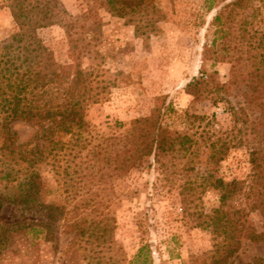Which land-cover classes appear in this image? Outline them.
I'll list each match as a JSON object with an SVG mask.
<instances>
[{"label": "rangeland", "instance_id": "rangeland-1", "mask_svg": "<svg viewBox=\"0 0 264 264\" xmlns=\"http://www.w3.org/2000/svg\"><path fill=\"white\" fill-rule=\"evenodd\" d=\"M11 1L0 0L2 41H9L19 30ZM231 1L152 0L147 11L128 15L112 12L104 0L42 1L54 21L37 27L36 35L57 63L88 73L99 100L84 107L89 123V131L83 134L86 146L70 143L59 150L56 160L40 166L39 201L63 213L53 224L51 237L46 238L37 224L35 231L27 233L15 224L39 223L43 216L4 203L0 233L7 238L0 242V264H95L96 257L113 264H134L135 254L145 244L153 264L209 263L219 237L211 226L199 224L195 213H210L219 201L217 190L203 189L201 182L210 173L225 181L248 180L251 135L243 119L234 114L240 101L234 91L221 94L223 98L216 102L209 95L193 100L184 86L201 68L226 81L238 57L242 58L238 65L248 68V56L264 54V0H245V8L230 11L225 5ZM30 2L37 1L24 4ZM219 11L224 14L215 23ZM160 95L175 107L172 131L191 135L198 142L193 147L200 144L201 150L211 140L225 139L229 144L225 158L208 165L204 157L190 162L189 153H177L162 164L151 160V165L142 163L122 176L90 168L95 147L107 144L114 149L112 138L125 133L133 118L154 112ZM10 126L18 142L27 141L34 130L23 121ZM4 185L0 182V193L8 191ZM9 191L15 192V187ZM184 195L191 198L186 213L181 208ZM225 206L246 208L249 222L264 232V218L259 211L249 210L242 194L229 198ZM93 216H107L111 223L108 240L97 247L98 253L91 237L78 239L74 230L64 231L63 218ZM255 256L264 257V240L242 239L232 264H245Z\"/></svg>", "mask_w": 264, "mask_h": 264}, {"label": "trees", "instance_id": "trees-1", "mask_svg": "<svg viewBox=\"0 0 264 264\" xmlns=\"http://www.w3.org/2000/svg\"><path fill=\"white\" fill-rule=\"evenodd\" d=\"M24 1L37 2H30L32 4L28 6ZM42 1L58 0H12L9 6L19 30L9 41L0 40V182H4L8 190L0 193V210L4 203H12L32 215L43 216L45 220L39 223L15 224L26 228V233L35 231L37 224L45 230L48 238L52 235L53 224L63 213H57L59 208L52 205L44 207L39 201L40 166L49 159L56 160L59 150L67 148L70 143L81 148L86 146L88 140L83 134L89 131V123L84 107L98 102L99 94L91 89L87 72L80 68L70 71V66L57 63L36 35L37 27L54 21L53 13H49ZM104 1L109 10L119 15L141 13L153 6L152 0ZM246 4L245 0H233L225 7H231V11L245 8ZM223 14L219 11L214 16L215 23H220ZM240 59L238 57L231 65L230 77L226 81L218 80L215 71L201 68L199 74L184 86L193 100L209 95L216 102L223 98L221 94L227 96L234 91L240 97L234 114L243 119L251 135L248 180L225 181L210 173L201 182L203 189L207 186L217 190L219 201L210 213H195L199 224L211 226L219 237L213 243L208 264H232L242 239L264 240V232L249 222L246 208L228 209L225 206L229 198L242 194L249 210L259 211L264 218V54L248 56V68L238 65ZM157 100L154 112L133 118L125 133L112 138L116 139L114 149L107 144L95 147L90 168L98 167L99 171L105 168L122 176L142 163L151 165V160L162 164L165 158L177 153H189L190 162L204 157L208 165L225 158L229 149L225 139L211 140L202 150L200 144L194 148L198 142L191 135H180L170 129V119L175 113L172 102L166 101V95L158 96ZM14 121L26 122L34 129L27 141L18 142L19 136L10 126ZM68 135L69 139L64 140ZM208 179L211 181L207 184ZM189 186L191 189L192 185ZM10 187H15V192L11 193ZM181 200V208L186 213L190 210L191 198L184 195ZM43 207L46 211L41 213ZM63 220L65 232L74 230L78 239L92 238L94 252L98 253L97 247L106 244L111 230L107 216ZM0 238L4 244L6 235L0 233ZM133 263L153 264L146 244L139 247ZM95 264L113 263L96 257ZM245 264H264V257L255 256Z\"/></svg>", "mask_w": 264, "mask_h": 264}]
</instances>
